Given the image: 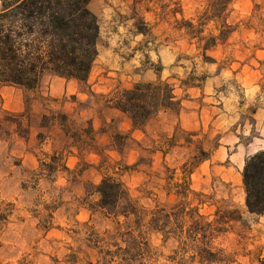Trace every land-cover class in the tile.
I'll use <instances>...</instances> for the list:
<instances>
[{"label":"rangeland","instance_id":"rangeland-1","mask_svg":"<svg viewBox=\"0 0 264 264\" xmlns=\"http://www.w3.org/2000/svg\"><path fill=\"white\" fill-rule=\"evenodd\" d=\"M209 1L92 0L101 36L87 84L49 72L35 89L0 87V264H103L92 237L117 222L89 207L108 175L149 208L177 203L166 186L190 181L205 194L190 195V206L208 220L220 206L240 212L210 244L148 231L143 259L109 264H264V216L248 210L243 183L245 160L264 149V0H234L226 36L222 21L203 22ZM199 28L215 46L204 49ZM160 77L183 109L134 130L108 100ZM63 112L69 132L53 120ZM40 160L60 167L44 175Z\"/></svg>","mask_w":264,"mask_h":264},{"label":"trees","instance_id":"trees-1","mask_svg":"<svg viewBox=\"0 0 264 264\" xmlns=\"http://www.w3.org/2000/svg\"><path fill=\"white\" fill-rule=\"evenodd\" d=\"M91 1L0 0V87L12 85L35 89L49 72L86 84L99 54L101 36L100 21L90 6ZM233 1L210 0L202 15L204 23L212 19L222 21L220 36L231 32L227 18ZM190 27L195 28L193 22ZM196 32L199 39L206 40L205 50L216 45L217 36H201L204 32L201 28ZM108 101L129 116L134 128H143L161 112L179 115L183 108V98L178 95L175 85L161 77L156 81H140L131 88L115 92ZM60 115V120L57 117L53 120H58L69 132L65 123L70 120L69 115L64 112ZM48 116L43 115L42 124H46ZM89 130L91 142H94L95 130ZM53 156L61 160L59 152ZM40 162L44 175L53 174L60 167ZM184 169L191 174L192 168L188 164ZM243 183L248 210L264 216V149L245 160ZM182 184L181 189L175 191L171 183L166 186L167 195L175 194L177 203L149 208L133 197L122 179L104 176L95 190L98 201L89 207L106 210L117 222V226L107 230L103 237H92L102 263L143 259L149 250L148 231L160 232L166 240L174 238L180 243L193 239L210 244L230 230L232 220L240 218L238 209L220 206L215 212L216 217L208 220L199 212V207L190 206L188 200L192 194H205L192 189L190 181ZM121 216L123 222L119 220ZM187 220L189 228L186 229Z\"/></svg>","mask_w":264,"mask_h":264},{"label":"crops","instance_id":"crops-1","mask_svg":"<svg viewBox=\"0 0 264 264\" xmlns=\"http://www.w3.org/2000/svg\"><path fill=\"white\" fill-rule=\"evenodd\" d=\"M56 75V74H55ZM58 76V75H57ZM61 77V76H60ZM62 78H66V77H62ZM43 79V78H42ZM66 79H70V80H75V81H77L79 84H82L81 82H79L77 79H75V78H66ZM42 81V80H41ZM89 81V80H88ZM88 83V82H87ZM86 83V84H87ZM40 84H41V82H40ZM39 84V85H40ZM72 96H76V95H72ZM183 104H184V101H183ZM111 108H113V109H115V110H118V109H116V108H114V107H112V106H110ZM183 109V108H182ZM118 111H120V110H118ZM120 112H122V111H120ZM122 113H124V112H122ZM161 113H163V112H161ZM124 114H126V113H124ZM127 115V114H126ZM128 116V115H127ZM129 117V116H128ZM129 120H130V122H131V119L129 118ZM131 126H132V128L134 129V130H136V129H142V128H134L133 127V125H132V122H131ZM145 127V126H144Z\"/></svg>","mask_w":264,"mask_h":264}]
</instances>
